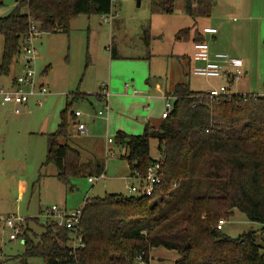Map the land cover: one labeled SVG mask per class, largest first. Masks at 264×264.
Listing matches in <instances>:
<instances>
[{"label": "trees", "instance_id": "16d2710c", "mask_svg": "<svg viewBox=\"0 0 264 264\" xmlns=\"http://www.w3.org/2000/svg\"><path fill=\"white\" fill-rule=\"evenodd\" d=\"M175 3L152 0L149 12L171 16ZM212 5L213 0H184L183 11L192 19H208ZM111 8L112 0L18 1L0 18V78L9 76L31 23L38 35H68L80 16H108ZM191 31H179L175 40L204 42L201 33L194 31L191 37ZM148 36L145 28L143 37ZM167 96L176 101L158 127L147 124L139 136L117 132L113 139L126 151L123 160L130 174L141 178L154 164L150 143L155 141L158 158L163 157L162 185L149 197L105 195L88 200L79 226L83 248L75 253L68 231L43 224L37 236L30 227L39 221L30 220L21 240L22 255L5 259L0 248V264H27L33 258L43 264H149V253L156 248L176 252L174 264H264V242L258 243L255 232L231 238L216 229L236 211L260 225L264 234V98L231 95L214 102L188 84L176 85ZM79 99L86 97L73 96ZM68 107L55 133L46 136L41 166H54L64 186L83 175L79 152L68 145L74 121ZM97 169L96 177L104 172L100 165ZM2 232L0 225V243Z\"/></svg>", "mask_w": 264, "mask_h": 264}, {"label": "rangeland", "instance_id": "374dc122", "mask_svg": "<svg viewBox=\"0 0 264 264\" xmlns=\"http://www.w3.org/2000/svg\"><path fill=\"white\" fill-rule=\"evenodd\" d=\"M15 1L0 0V18L14 10ZM151 1L112 0V12L106 16L107 22L98 16H80L71 23L68 35L39 34L32 40V47L38 57L34 69L37 76H42L43 71H46L48 94L42 100L41 107L32 101L28 110L18 116L12 114L9 107H0V219L8 216L27 220L38 217L39 225L30 228L39 236L44 231L40 226L44 222L41 215L51 206L70 212L83 207L85 197L90 200L105 195L128 196V187L133 180L130 179L128 163L123 160L126 151L114 144L107 146L106 140L114 139L118 131L116 126L119 125L124 128V133L133 136L141 135L147 124L158 127L164 112V101L144 100L143 108L138 103L136 108L126 111L119 106L118 101L108 98V120L96 117L95 114L102 110V104L96 100V96L105 94L102 90L104 87L111 95L108 90L110 74L115 76L140 72L134 81L143 88L142 80L147 66L143 63L110 61L111 54L167 55L174 51L172 44L177 32L192 27L195 21L198 26L209 23L219 32L215 40L205 38L211 55L219 53L240 59L244 69H247V75L231 87V94L247 92L264 97V18L260 22L258 20L262 15L264 0H242V3L251 6L253 17L234 22L221 19L217 10L213 9L208 19H192L184 14V0H176L173 15L152 16L149 12ZM219 4L222 5L221 0ZM21 13L25 14L26 9H21ZM149 26L150 37L144 38V28ZM151 36L154 38L152 42ZM143 44H149V47L145 48ZM176 44V48L190 47L184 42ZM2 52L3 38L0 36V61ZM21 67L23 69L19 58L13 63L9 77L3 79L21 75ZM181 68L185 70L183 73L186 76H182L185 83L194 92H206L222 84L221 81L194 77L190 71L188 76L187 67H181L173 61L172 69V64L168 63V70ZM121 79L122 83L129 86L126 89L129 96L145 98L144 90L130 86L131 79L126 80L125 75ZM133 90L141 94L133 96ZM79 92L86 93V99L74 101L73 96ZM67 106L68 113L78 111L82 114L80 120L85 125L86 135L78 134L76 128L70 125L68 145L79 152L83 175L71 179L69 186H64L54 177V166H41L46 157V136L55 133L60 114ZM107 150L115 155H107ZM150 155L154 160L158 158L155 141L150 143ZM97 164L104 168V180L89 183V176L96 177L94 169ZM259 230L260 225L248 221L235 211L233 216L225 220L222 233L237 238L255 232L260 243L264 242V234ZM8 235V231L2 232V258L22 255L21 241L8 242ZM149 259V264H174L178 254L156 248L150 251ZM27 264L43 262L33 258Z\"/></svg>", "mask_w": 264, "mask_h": 264}, {"label": "built area", "instance_id": "2783aa9c", "mask_svg": "<svg viewBox=\"0 0 264 264\" xmlns=\"http://www.w3.org/2000/svg\"><path fill=\"white\" fill-rule=\"evenodd\" d=\"M102 18L104 22H107L106 16H102ZM216 32L217 31L214 28H203L201 30L202 36L214 35ZM37 36L38 33L34 25L31 23L28 35L24 39V44L18 57L23 66L22 73L15 77L12 86L8 89L0 87V105L10 107L12 113L16 116L20 115V113L23 112L32 101L36 106L41 107L42 100L48 94V90L42 82V76H37L34 69L38 57L35 49L32 47V40ZM191 59L194 62L203 63L201 66L193 65L191 67L190 74L192 76L207 80L224 81V83L218 88H210L206 92H203L204 96L202 97L214 102H217L221 98H228L233 95L230 92L231 87L238 83L244 76L243 63L241 60L229 58L228 56L219 53L211 55L209 47L205 42L193 44ZM124 87L125 91H127L126 89H128L129 86L125 85ZM102 90L105 91L103 92L105 94L96 96V100L102 104V110L97 112L95 116L98 118H104L107 121L110 113V108L108 106V98L110 95L105 87ZM140 94V92L135 90L132 92L133 96H139ZM251 96L254 98H264L258 95ZM145 97L150 99L148 96ZM162 100L164 101V112H162L160 120H165L170 115L173 109V103L176 99L172 96H164ZM81 117L82 114L80 112H73L74 126L76 130L80 134L86 135L85 125L78 121ZM106 143L107 145L113 144V139L108 138ZM107 155L114 156L115 154L111 150H107ZM162 164L163 157L155 159L154 164L148 169L146 175L142 178L136 173H131L130 179L134 182L128 187V196H151L155 189L163 183ZM100 180H104V172L98 177L88 178L89 183ZM173 187H175V185H173ZM88 200L89 199L85 197L84 205ZM82 214L83 207L68 212L57 206H51L43 212L41 218L44 220L43 224L53 225L55 228L63 229L70 233L69 247L71 248L72 253H75L76 250L83 248L79 233ZM33 219H38V217ZM33 219L27 220L18 216H8L4 219H0V225L3 232L8 231L9 233L8 242L17 240L21 241L24 232L27 229V222ZM224 224V221H219L216 225V229L221 231Z\"/></svg>", "mask_w": 264, "mask_h": 264}, {"label": "crops", "instance_id": "0c3cea01", "mask_svg": "<svg viewBox=\"0 0 264 264\" xmlns=\"http://www.w3.org/2000/svg\"><path fill=\"white\" fill-rule=\"evenodd\" d=\"M18 1L19 0L15 1V6L17 5ZM219 2H220V0H213L214 5H212V9H213V11L217 10L216 13L219 14L220 18L223 20L227 19V20L234 22L238 19L244 20L246 18H249V16L253 17L251 6H247L245 3H242V0H221L222 5H220ZM263 11H264V8L262 9V12H261L262 15L259 16V18H258L259 22L261 19L264 18V12ZM111 12H112V8H111ZM244 13H246L248 15L244 16ZM152 16H154V15H152ZM199 26H198L197 21H195V23L192 27L187 28V29H192L191 34H190L191 37L193 36V33H194L193 30H196V29L199 33H201V30L203 28H214V29H216V27H213L209 23L203 24L200 27ZM145 28H148L149 32L151 31L150 26L145 27ZM216 31H217V29H216ZM218 33L219 32L217 31L216 34H214V35L202 36L204 39V42H205V38H210L212 40H215V37L218 36ZM148 37H150V36H148ZM152 39L154 40V38L151 36V42H152ZM176 42L187 43L190 45V47L185 46L184 48H176L175 47L177 45ZM143 47L147 48V47H149V44H147V45L143 44ZM172 47H173L174 51L172 50V52L170 54H167V55L155 56V55H151V53H150L149 55L136 54L133 56H128V55H122V54L120 55V53L118 54L117 52L114 53V58L110 57V61L118 60L120 62L143 63L147 66V70H144L145 75H144L143 80H142L143 81V88L139 84H138L139 85V87H138L136 82L134 81V79L137 80V77L139 76L140 72L135 74V71H132V72H128V74H124V75H125L126 80L131 79L130 80V82H131L130 86L131 87L136 86V88L144 90L146 93V94H144V97L148 96V97H150V99H147L146 97L145 98H143V97H131L128 95L127 91H125V90L123 91V86H125V84L122 83V79H121L124 76L123 74L122 75L116 74L115 76H112L110 74L108 76V81H109L108 90L111 94L109 98H111L112 101H118L119 106L123 110L130 111L131 109L136 108L138 103L142 104V108H143V106L145 104L144 100H148V101L151 100L149 102L161 101L162 98L164 96H167V94H170L173 91L174 87L178 84H188V83H185V81H184L185 79H183V77L186 76V74L183 73V72H185V70L182 68L180 70H168V63L170 62L172 64V69H173V61H176V63L181 67H184V68L187 67V74H188V76H190L189 75V71H190L189 69H191V67L193 65L197 66L196 64L202 63V62H194L191 59L192 47H193L191 39L189 41H176L175 36H174ZM175 49H176V51H175ZM175 52H176V54H175ZM18 59L15 62H17ZM186 63H187V66H185ZM201 65H199V66H201ZM18 68H20V67H18ZM22 70L23 69L21 67V73H22ZM182 70H184V71H182ZM243 70H244V76H246L247 75V71H246L247 69H244V64H243ZM46 74L47 73L45 71V73L42 75V78H43L42 82L47 88V83H46V79H45ZM183 74H184V76H183ZM173 75H174V77H173ZM14 79H15V76L11 77L7 80L0 78V87L8 89L10 86H12ZM182 79H183V81H182ZM221 83H224V81H221ZM77 94L86 97V93L79 92ZM237 95H251V94H249L247 92H244V93L240 92V93H237ZM79 100L83 101L84 99H79ZM126 104H128V105L126 106ZM0 107L5 108L8 106H1L0 105ZM28 107H29V105H28ZM28 107L26 109H24V112L28 110ZM10 112L12 113L11 108H10ZM78 121L81 123L80 119ZM73 127L75 128L74 121H73ZM116 128H118L117 132H123L124 133V128L121 125L116 126ZM76 132H78V131H76ZM78 134H80V133L78 132ZM69 136H71L70 131H69ZM68 143H69V140H68ZM106 145H107V143H106ZM107 146H109V145H107ZM156 150H157V145H156ZM97 166H98V164L96 165V167L94 169L95 172H97V170H98ZM128 170H129V168H128ZM129 174H130V172H129ZM56 175H57V172L54 174L55 178H56ZM89 178H91V177H89Z\"/></svg>", "mask_w": 264, "mask_h": 264}, {"label": "water", "instance_id": "95a60500", "mask_svg": "<svg viewBox=\"0 0 264 264\" xmlns=\"http://www.w3.org/2000/svg\"><path fill=\"white\" fill-rule=\"evenodd\" d=\"M214 5V4H213Z\"/></svg>", "mask_w": 264, "mask_h": 264}]
</instances>
